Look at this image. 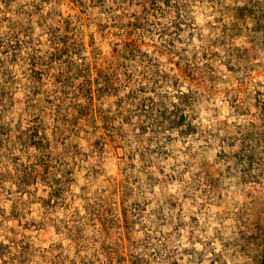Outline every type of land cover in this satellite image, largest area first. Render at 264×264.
Segmentation results:
<instances>
[{
    "label": "rangeland",
    "instance_id": "rangeland-1",
    "mask_svg": "<svg viewBox=\"0 0 264 264\" xmlns=\"http://www.w3.org/2000/svg\"><path fill=\"white\" fill-rule=\"evenodd\" d=\"M264 0H0V264H260Z\"/></svg>",
    "mask_w": 264,
    "mask_h": 264
},
{
    "label": "trees",
    "instance_id": "trees-1",
    "mask_svg": "<svg viewBox=\"0 0 264 264\" xmlns=\"http://www.w3.org/2000/svg\"><path fill=\"white\" fill-rule=\"evenodd\" d=\"M260 264H264V257L262 258V261H261V263Z\"/></svg>",
    "mask_w": 264,
    "mask_h": 264
}]
</instances>
